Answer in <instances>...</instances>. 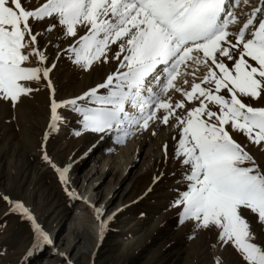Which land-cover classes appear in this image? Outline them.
<instances>
[{"label": "snow or ice", "instance_id": "6c2138e0", "mask_svg": "<svg viewBox=\"0 0 264 264\" xmlns=\"http://www.w3.org/2000/svg\"><path fill=\"white\" fill-rule=\"evenodd\" d=\"M244 2L251 11L241 15L234 0H0V103L15 109L43 87L51 132L69 122L64 110L81 125L76 136L115 135L118 144L153 124L176 129L173 159L186 182L172 205L178 223L216 230L220 247L264 264V244L245 215L264 227V161L232 135L264 154V106H253L264 102V0ZM64 58L84 71L115 67L62 99L53 76ZM162 150L167 156V143ZM43 159L67 186L71 165L61 168L46 152ZM0 200L31 223L27 255L53 243L22 202Z\"/></svg>", "mask_w": 264, "mask_h": 264}, {"label": "rangeland", "instance_id": "374dc122", "mask_svg": "<svg viewBox=\"0 0 264 264\" xmlns=\"http://www.w3.org/2000/svg\"><path fill=\"white\" fill-rule=\"evenodd\" d=\"M230 7L241 15L251 11L250 4L244 8L238 0ZM114 67L110 62L84 71L64 58L53 76L58 97L82 94ZM61 111L69 122L51 132L47 89L41 87L15 109L0 103V194L22 202L53 240L27 255L35 243L31 223L0 200V264H217V260L244 264L233 247L218 245L216 230L178 223L180 209L172 205L186 182L184 169L173 159L176 129L153 124L118 144L115 135L101 139L102 134L83 132L76 136L81 125L74 114ZM232 135L247 145L258 162L264 161V154L246 136ZM166 143L167 156L162 150ZM45 152L61 168L71 165L67 186L43 159ZM89 188L96 195L92 207L82 197ZM104 204L97 219V209ZM80 212L83 215L77 218ZM245 215L256 233L255 242L264 244V227ZM94 222L106 224L100 242L93 239Z\"/></svg>", "mask_w": 264, "mask_h": 264}, {"label": "bare ground", "instance_id": "6f19581e", "mask_svg": "<svg viewBox=\"0 0 264 264\" xmlns=\"http://www.w3.org/2000/svg\"><path fill=\"white\" fill-rule=\"evenodd\" d=\"M238 3L239 5L243 6L244 8H246L249 4H246L244 2V0H238ZM83 199H86V206H90L92 207L94 204H95V200H96V195L94 194L93 190L92 189H88V191L82 196ZM89 204V205H88ZM105 204L102 205L99 209L101 210L100 214L98 215L97 212H96V217L97 219L98 218H101L102 217V214L105 210ZM83 214L80 212L79 214H77V218H81ZM91 230L93 232V239L94 241L96 242H100L101 238H102V230H101V224H98V223H93L92 224V227H91Z\"/></svg>", "mask_w": 264, "mask_h": 264}]
</instances>
